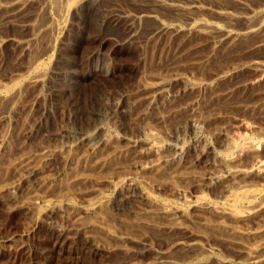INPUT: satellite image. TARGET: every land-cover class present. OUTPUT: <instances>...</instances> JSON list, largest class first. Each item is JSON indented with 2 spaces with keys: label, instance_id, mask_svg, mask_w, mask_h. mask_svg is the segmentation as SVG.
<instances>
[{
  "label": "rangeland",
  "instance_id": "374dc122",
  "mask_svg": "<svg viewBox=\"0 0 264 264\" xmlns=\"http://www.w3.org/2000/svg\"><path fill=\"white\" fill-rule=\"evenodd\" d=\"M242 1L236 5L235 0L221 2L234 5L242 13L247 7L264 8V0ZM55 3L0 0V141L4 138L0 142V264H186L182 258L195 253V244L202 250L196 264H248L244 245H249V239L242 240V245L227 232L224 235V230L214 225L221 218L207 206L217 203L229 208L233 206L234 191L240 190L232 179L214 180L217 173H222L215 165L214 150L221 146L222 136L215 135L214 124L217 128L225 124L228 131L235 125L245 132L246 123L256 127L249 138L262 142L264 160V142L259 139L264 133V88L246 86L256 73L252 62L264 64V23L257 34L240 36L232 42L217 43L215 33L189 29L177 35L168 32L150 37L156 21L134 18L151 9V0H88L78 4L76 10L63 11L64 16L52 18ZM157 7L167 14L166 22L186 26L170 7ZM46 21L47 25L42 26ZM221 23L224 28L233 27ZM241 23L237 20L234 27ZM38 53L43 58L41 66L29 69ZM98 58L111 65L109 72L98 68ZM223 72L225 75H221ZM37 74L41 75L39 79L31 81ZM157 79L163 81L162 87V83H155ZM247 105L255 108L248 110ZM194 109L205 122L199 127L191 124ZM97 126L109 130L114 136L112 141L105 144L98 140ZM142 129H151L153 139L165 143L159 152V163L165 170L161 178L156 177L160 174L136 170L137 163L149 165L157 158L147 150L148 139ZM92 137L97 139L93 141ZM204 141L210 147L206 156L201 153L206 147ZM174 147L183 155H175ZM176 168L181 170L174 176L169 171ZM130 175L135 183L126 178ZM237 179L246 182L243 188L252 191L254 201L262 199L264 203V175ZM142 192L154 195L153 201L145 199ZM103 199L109 204L101 203ZM237 201L240 209L247 208L246 199ZM95 202L98 206L104 204L100 216L88 213ZM159 204L172 209L186 207L189 217L172 221L158 212ZM152 210L157 214H151ZM259 215L264 219V213L257 214L242 225L248 229L261 225L264 220ZM189 241L195 243L188 245Z\"/></svg>",
  "mask_w": 264,
  "mask_h": 264
},
{
  "label": "bare ground",
  "instance_id": "6f19581e",
  "mask_svg": "<svg viewBox=\"0 0 264 264\" xmlns=\"http://www.w3.org/2000/svg\"><path fill=\"white\" fill-rule=\"evenodd\" d=\"M46 1V0H45ZM85 1H88V0H55V11H54V13L52 14V18L54 17V16H58V17H61V16H64V14L62 15V13H63V11H69V10H73V9H75L76 10V8H77V5L78 4H82V3H84ZM92 1V0H91ZM136 1V0H135ZM139 1V0H138ZM152 1V7H151V9L149 8H147L146 10H144L143 12H141V14H137L135 17L136 18H134V20H137L138 19V21H141L142 20V18H144L145 19V17H147V18H151L152 20L154 19L155 21H156V24L154 25V27L150 30V32H149V36L151 37V36H158L159 35V37H160V35H163V34H167L168 32H171V34H174V35H177V34H179V33H183V32H185L184 30L185 29H189V31H197V32H203V33H208V32H213V33H215V40H216V42L217 43H221V42H232V40L233 39H235V38H237V37H240V36H245V35H255V34H257L258 32H259V29H260V27H261V25L264 23V8H259V5H256L257 7H254V9L253 8H249L248 9V7H247V11H245V10H243V11H245V12H238V10H237V8H235V6L234 5H232V4H229V3H224V2H221V1H223V0H220V2H219V0H171V1H168V0H151ZM215 2V3H213V2ZM217 2V3H216ZM251 2H253V1H251ZM257 2V1H256ZM262 2V1H261ZM264 2V1H263ZM50 3V2H49ZM48 2H47V4H49ZM233 3V2H232ZM238 3H243V1L242 0H235V5L236 4H238ZM24 4V3H23ZM211 4H212V6H211ZM254 4V3H253ZM263 4V3H262ZM41 5H43V3L41 4ZM41 5H40V7H41ZM52 5V4H51ZM241 5V4H240ZM242 5H244V4H242ZM248 5V4H247ZM38 6V5H37ZM79 6V5H78ZM87 6V5H86ZM157 6H168V7H170L171 8V11L172 12H175V13H177L181 18L179 19L181 22H185V24H186V26H187V28H186V26H183V25H179V24H174V23H169V22H166V20H165V18L164 17H166L165 15H167L166 13H163L164 11H160L161 9H159ZM6 7V6H5ZM46 7V6H45ZM44 7V8H45ZM92 7V6H91ZM97 7V6H96ZM95 7V8H96ZM149 7V6H148ZM239 7V6H238ZM7 8V7H6ZM100 8V7H99ZM169 8V9H170ZM244 9H246V5L243 7ZM16 9V8H15ZM41 9V8H40ZM54 9V8H53ZM78 9V8H77ZM144 9V8H143ZM234 10H237V12H235ZM242 10H240V11H242ZM48 11V10H47ZM34 12V11H33ZM41 12V11H40ZM44 12H45V9H44ZM43 12V13H44ZM50 12V11H49ZM66 13V12H65ZM82 13V12H81ZM36 15H37V13H35ZM45 14H46V12H45ZM134 15V14H133ZM56 16V17H57ZM67 16V15H66ZM81 16V15H80ZM109 16V15H108ZM129 16V15H128ZM51 17V16H50ZM57 17V18H58ZM120 17V16H119ZM14 18V17H13ZM33 18V17H32ZM47 18V17H46ZM38 19H39V17H38ZM41 19V18H40ZM239 19H241L242 20V23L240 24V25H237V26H235L234 27V23H236V21L237 20H239ZM7 20V19H6ZM36 20V19H35ZM51 20V19H50ZM55 20H56V18H55ZM61 20V19H60ZM178 20V21H179ZM38 21V20H37ZM36 21V22H37ZM221 21H223V22H227V25L229 24V25H232L233 24V27L231 28V29H227V28H224V26L222 25V24H224V23H221ZM180 22V23H181ZM33 23H35V22H33ZM54 23V22H53ZM58 23H59V21H58ZM155 23V22H154ZM49 24H50V22H49ZM55 24V23H54ZM53 24V25H54ZM184 24V23H183ZM39 25H40V23H39ZM44 25H47V21L42 25V26H44ZM51 25H52V23H51ZM50 25V26H51ZM53 25H52V27H53ZM56 25V24H55ZM226 25V26H227ZM38 26V25H37ZM150 27V26H149ZM38 28V27H37ZM46 28V27H45ZM47 29H48V27H47ZM184 29V30H183ZM53 30V29H52ZM51 30V31H52ZM54 30H55V28H54ZM50 31V30H49ZM261 32H262V30H261ZM42 33H44V31L43 32H41V34ZM45 33H47V32H45ZM194 33V32H193ZM212 33V34H213ZM196 34V33H195ZM209 34V33H208ZM34 35V34H33ZM44 35V34H43ZM197 35V34H196ZM195 35V36H196ZM211 35V34H210ZM42 36V35H41ZM48 36V35H47ZM54 36H56V34L54 35ZM168 36V35H167ZM191 36H192V34H191ZM203 36V35H202ZM207 36V35H206ZM34 37V36H33ZM49 37H50V35H49ZM258 37V36H257ZM51 38V37H50ZM157 38V37H156ZM174 38H176V36L174 37ZM195 38V37H194ZM209 38H211V37H209ZM54 39V38H53ZM203 39V38H202ZM247 39V38H246ZM260 39V38H259ZM32 40H34L35 41V39H32ZM155 40V39H154ZM177 40V39H176ZM183 40V39H182ZM204 40V39H203ZM206 40V39H205ZM245 40V39H244ZM0 41H1V39H0ZM39 41V40H38ZM37 41V42H38ZM169 41V40H168ZM185 41V40H184ZM190 41V40H189ZM40 42V41H39ZM152 42H153V40H152ZM174 42V41H173ZM179 42H180V40H179ZM201 42V41H200ZM42 43V42H41ZM165 43V42H164ZM177 43V42H176ZM31 44V43H30ZM181 44H182V42H181ZM209 44V43H208ZM231 44V43H230ZM35 45V44H34ZM34 45H32L33 47H34ZM53 45V44H52ZM51 45V46H52ZM56 45V44H55ZM186 45H188V44H186ZM202 45V44H201ZM228 45V44H227ZM258 45V44H257ZM43 46H44V44H43ZM221 46V45H220ZM249 46V45H248ZM252 46H254V45H252ZM261 46V45H260ZM27 47H28V44H27ZM26 47V48H27ZM53 47V46H52ZM215 47H217L216 45H215ZM245 47V46H244ZM258 47V46H257ZM182 48V47H181ZM211 48V47H210ZM213 48H214V45H213ZM226 48V47H225ZM232 48V47H231ZM235 48V47H234ZM249 48V47H248ZM254 48V47H253ZM28 50H29V48H28ZM38 50H40V49H38ZM38 50H37V52H38ZM230 50H232V49H230ZM43 51V50H42ZM41 51V52H42ZM53 51V50H52ZM186 51V50H185ZM211 51H213V50H211ZM210 51V52H211ZM32 52H33V50H32ZM36 52V51H35ZM36 52V53H37ZM47 53V52H46ZM40 54L41 53H38V56L36 55V57H35V59H34V61L29 65V69H32V70H37V67L38 66H41V62H43L42 61V59H41V56H40ZM45 54V53H44ZM214 54V53H213ZM184 55V54H183ZM225 55V54H224ZM230 55V54H229ZM187 56V55H186ZM216 56V55H215ZM242 56V55H241ZM240 56V57H241ZM95 57V56H94ZM93 57V58H94ZM175 57V56H174ZM191 57V56H190ZM226 57H228V56H226ZM208 58V57H207ZM229 58V57H228ZM237 58V57H236ZM223 59V58H222ZM184 60V59H183ZM251 61H252V59H251ZM45 62H46V60H45ZM45 62H44V64H45ZM50 62V61H49ZM97 63H95L97 66H98V68H101V69H103V70H105L106 72H109L110 71V69H111V65L107 62V61H105V60H103V59H99L98 58V60L96 61ZM208 62V61H207ZM218 63V62H217ZM245 63V62H244ZM248 63V62H247ZM253 64V66L255 67V71H256V73L254 74V76L252 77V79L250 80V82H247L248 84H246V86H250V89H256V88H261V87H263L264 88V84L262 83V82H264V64L262 63V62H260V61H258V60H254V62H252ZM196 65V64H195ZM228 65V64H227ZM44 66V65H43ZM47 66H49L48 64H47ZM235 66H237V65H235ZM240 66V65H239ZM242 66V65H241ZM247 66V65H246ZM250 66V65H249ZM213 67V66H212ZM44 68V67H43ZM234 68V67H233ZM237 68V67H236ZM249 68V67H248ZM250 68H251V66H250ZM50 69V68H49ZM196 69V68H195ZM228 69V68H227ZM43 70H45V68L43 69ZM29 71V70H28ZM27 71V72H28ZM148 71V70H147ZM153 71V70H152ZM152 71H151V74H152ZM158 71V70H157ZM159 71H161V70H159ZM196 71V70H195ZM234 71H235V69H234ZM27 72H25V73H27ZM39 72H41V71H39ZM230 72V71H229ZM239 72V71H238ZM43 73H44V71H43ZM160 73V72H159ZM181 73H182V71H181ZM225 72H223L221 75H225L224 74ZM19 73H17V75H18ZM23 74V73H22ZM149 74V73H148ZM161 74V73H160ZM218 74V73H217ZM216 74V75H217ZM21 75V74H20ZM29 75V74H28ZM215 75V74H214ZM229 75V74H228ZM252 75V74H251ZM250 75V76H251ZM23 76V75H22ZM22 76H20V77H22ZM41 75H39V74H37V75H34V78L31 80V81H33V82H35V81H37L38 79H39V77H40ZM44 76V75H43ZM219 76H220V74H219ZM19 77V76H18ZM17 77V78H18ZM24 77V76H23ZM27 77V76H26ZM26 77H24V78H26ZM223 77H225V76H223ZM30 78V77H29ZM28 78V79H29ZM152 78V77H151ZM231 78V77H230ZM213 79V78H212ZM245 79H247V78H245ZM250 79V78H249ZM40 80H43L42 78L40 79ZM215 80V79H214ZM213 80V81H214ZM220 80H222V79H220ZM229 80V79H228ZM16 81V80H15ZM149 81V80H148ZM152 81H154V80H152ZM195 81V80H194ZM219 81V80H218ZM28 82V81H27ZM196 82V81H195ZM194 82V83H195ZM217 82V81H216ZM19 83V82H18ZM29 83V82H28ZM156 84H161L162 83V85H161V87L164 85L163 84V81L162 80H158L157 79V81L155 82ZM189 83H193V82H191V81H189ZM193 83V84H194ZM208 83V82H207ZM206 83V84H207ZM214 83H215V81H214ZM41 84V83H40ZM150 84H153V83H150ZM192 84V85H193ZM263 84V85H262ZM20 85V84H19ZM18 85V86H19ZM211 85H212V83H211ZM206 86V85H205ZM208 86V85H207ZM217 86V85H216ZM245 86V87H246ZM0 87H1V84H0ZM7 87V86H6ZM190 87V86H189ZM193 87V86H192ZM191 87V88H192ZM195 87V86H194ZM213 87V86H212ZM9 88V87H8ZM198 88V87H197ZM204 88V87H203ZM229 88V87H228ZM10 89V88H9ZM8 89V90H9ZM207 89V88H206ZM208 89H210V88H208ZM247 89V88H246ZM262 89V88H261ZM219 90V89H218ZM223 90V89H222ZM197 91V90H196ZM211 91V90H210ZM149 92V91H148ZM221 92V91H220ZM244 92V91H243ZM3 93V92H2ZM229 93V92H228ZM6 95V94H5ZM262 95V94H261ZM9 96V95H8ZM60 96V95H59ZM214 96V95H213ZM212 96V97H213ZM227 96H229V97H227V98H230V94H227ZM263 96V95H262ZM11 97V96H10ZM217 97V96H216ZM242 97V96H241ZM261 97V96H260ZM153 98V97H152ZM223 97H220V98H218V99H222ZM1 99V98H0ZM246 99V98H245ZM259 99V98H258ZM3 100V99H2ZM6 100V99H5ZM9 100V99H8ZM195 100V99H194ZM197 101H198V99H196ZM222 100H225V98H223ZM237 100V99H236ZM242 100H243V98H242ZM1 101V100H0ZM200 101V100H199ZM210 101V100H209ZM212 101H213V99H212ZM218 101V100H217ZM228 101V100H227ZM227 101H224V102H227ZM244 101H246V100H244ZM254 101H255V99H254ZM4 102V101H3ZM154 102H156V101H154ZM194 102V101H193ZM192 102V103H193ZM215 102V101H214ZM219 102V101H218ZM231 102V101H230ZM239 102V101H238ZM237 102V103H238ZM195 103V102H194ZM195 104H197V103H195ZM212 104V103H211ZM218 104V103H217ZM217 104H216V107H217ZM227 104V103H226ZM248 104V103H247ZM254 104V103H253ZM206 105V104H205ZM221 105V104H220ZM223 105V104H222ZM257 105V104H256ZM151 106H152V104H151ZM199 106V105H198ZM214 106V105H213ZM224 106V105H223ZM223 106H222V108H223ZM263 106V105H262ZM192 107V106H191ZM201 107V106H200ZM211 107V106H210ZM216 107H211V108H213L214 110L215 109H217ZM219 107H221V106H219ZM225 107V106H224ZM228 107H230V106H228ZM252 107L253 108H255V106L253 105V106H250V105H247V106H245V108L246 109H248V110H252ZM261 107V106H260ZM194 108V107H193ZM227 108V107H226ZM238 108V107H237ZM244 108V107H243ZM257 108V107H256ZM259 108V107H258ZM198 109V108H197ZM207 111H209L210 110V108L207 106ZM218 109H221V108H218ZM260 109V108H259ZM262 109H263V107H262ZM195 110V112H192L193 114L191 115V124L194 126V127H199V126H201V125H203L202 123H205L204 122V120L201 118V116H200V114H199V112H198V110H196V109H194ZM203 110V109H202ZM224 110V109H223ZM229 110V109H228ZM235 110V109H234ZM234 110H232V112L234 111ZM200 111V110H199ZM230 111V110H229ZM239 111V110H238ZM256 111H258V110H256ZM201 112V111H200ZM203 112V111H202ZM213 112V111H212ZM215 112V111H214ZM219 112V111H218ZM223 112V111H222ZM261 112V111H260ZM144 113H146V112H144ZM220 113V112H219ZM226 113H227V111H226ZM242 113V112H241ZM245 113V112H244ZM252 113H253V111H252ZM20 114V113H19ZM104 115H105V113H103ZM208 114V113H207ZM222 114V113H221ZM220 114V115H221ZM224 114V113H223ZM231 114V113H230ZM234 114V113H233ZM246 114V113H245ZM137 115V114H136ZM140 114H138V116H139ZM145 115V114H144ZM216 115H219V114H216ZM250 115V114H249ZM253 114H251V116H252ZM43 116V115H42ZM105 116H107V115H105ZM233 116V115H232ZM237 116V115H236ZM260 116H261V114H260ZM134 117V116H133ZM163 117V116H162ZM203 117V116H202ZM235 117V116H234ZM256 117V116H255ZM263 117V116H262ZM102 118V117H101ZM189 118H190V116H189ZM215 118H217V117H215ZM214 118V119H215ZM223 118V117H222ZM252 118H253V116H252ZM2 119V118H1ZM226 119V118H225ZM255 119V118H254ZM102 120V119H101ZM107 120H108V118H107ZM210 120V119H209ZM232 120V119H231ZM252 120V119H251ZM109 121V120H108ZM161 121H162V119H161ZM230 121V120H229ZM228 121V122H229ZM103 122V121H102ZM107 122V121H106ZM217 122H218V120H217ZM227 122V121H226ZM230 122H232V121H230ZM103 123H105V122H103ZM102 123V124H103ZM147 123V122H146ZM216 123V122H215ZM245 123V122H244ZM140 124V123H139ZM151 124V123H150ZM175 124V123H174ZM210 124V123H209ZM213 124V123H212ZM217 124V123H216ZM223 124V123H222ZM99 125V124H98ZM110 125V124H109ZM108 125V126H109ZM167 125V124H166ZM104 126V125H103ZM106 126V125H105ZM144 126V125H143ZM151 126V125H150ZM158 126V125H157ZM160 126V125H159ZM158 126V127H159ZM177 126V125H176ZM205 126V125H204ZM212 125H210V127H211ZM217 125H215L214 124V129H215V135L217 134V135H219V136H222V143H221V146L219 147V149L217 150L216 148L214 149L215 150V153H216V158H217V162H215V165H217V167L218 168H221V170H222V173H217L216 175H215V177H216V179L214 178V180L215 181H218V180H222V179H224V178H228V179H232L233 180V182H236V184H237V187L238 188H240V190H236V191H234V199H233V202H232V204H233V206H230L229 208H223V207H219L218 205H217V203H216V205H214V204H209L208 206H207V209H210L211 211H214L221 219L220 220H217L218 222H216L214 225H216L217 227H219V228H222V230H224L223 232H224V235H225V233L227 232V236H230V237H232V238H236V239H238V241L242 244V245H244L243 244V242H242V240H244L245 238L246 239H249V245H244V248H246V253H247V255H246V257L248 258V264H260V263H262V262H264V239H263V237L262 236H264V235H262L263 233H264V223H262L261 225H258V226H256L255 228H252V229H248V228H246L247 226H245L244 227V225H242V224H245L246 222V220H248L251 216H256L257 214H262V213H264V203L262 202V199H261V202H257V201H254V199H253V196H252V191L250 192L249 191V193L247 192V189H244L243 187L245 186L244 184H246V182L243 184L241 181H238L239 179H237V178H243V177H248V176H250V175H264V160H263V158H261V154L262 153H260V146H262L261 144H262V142H261V144L259 143V141H256L254 138L252 139V138H249L250 136H249V134L251 133V132H254V130H255V128L256 127H254L253 125H251L250 123H246V125H245V132H242L241 130L239 131L238 130V128L235 126V125H233V130L232 131H228V128H227V126L224 124V125H222L221 126V128H217L216 127ZM257 126V125H256ZM98 128H97V132L101 135H97V137H98V140H101L102 142H104L105 144L106 143H109V141H112V137H114V136H112L111 134H110V131L109 130H104V127L101 129L100 128V126H97ZM156 127V126H155ZM161 127V126H160ZM209 127V128H210ZM95 128H96V125H95ZM109 128V127H108ZM203 128H205V127H203ZM241 128V127H240ZM244 128V127H243ZM242 128V129H243ZM106 129V128H105ZM110 129V128H109ZM154 129H156V128H154ZM211 129V128H210ZM260 129V128H259ZM143 131H142V133H144V136L145 137H147V142L148 143H145V144H148V149L147 150H149L151 153H152V155L154 154V155H157V158L155 159V160H153L152 162H149L148 164L149 165H146L145 163L143 164L142 163V161L141 162H139V163H137L136 165H135V167H136V170L138 171V170H140L141 172H143V173H147V175L148 174H153V175H158V174H160V175H158V176H156V177H160L161 178V176H162V173H163V175H164V172H165V170L163 169V168H161L162 167V165H160L161 163H159V161H160V159L162 158V156L160 155V154H162V153H160L159 154V152H160V150L164 147V144L162 143V141L163 140H161V142L156 138V139H153L154 137H152L151 135H152V131H151V129L149 130H145V129H142ZM203 130V129H202ZM167 131V130H166ZM165 131V132H166ZM260 131H262V130H260ZM113 132V131H112ZM156 132V131H155ZM204 132V131H203ZM210 132V131H209ZM212 132L214 133V130H212ZM96 133V132H95ZM154 133V132H153ZM91 134V133H90ZM94 134V133H93ZM212 134V133H211ZM261 134V137L259 138L260 139V141H263L264 142V133H260ZM95 135V134H94ZM158 135H160V134H158ZM167 135V134H166ZM180 135V134H179ZM213 136H214V134H212ZM252 135V134H251ZM256 135V134H255ZM91 136H93V135H91ZM139 136V135H138ZM143 136V135H142ZM175 136V135H174ZM141 137V136H140ZM184 137V136H183ZM253 137V136H252ZM93 138V137H92ZM150 138V139H149ZM180 138H181V136H180ZM204 138V137H203ZM94 139H97V138H93L92 140L94 141ZM176 139V138H175ZM177 139H179L178 137H177ZM2 140H4V138L2 137ZM2 140L0 141V142H2ZM143 140V139H142ZM180 140V139H179ZM7 141V140H6ZM11 141V140H10ZM89 141V140H88ZM101 141H100V143H101ZM117 141V140H116ZM169 141V140H168ZM173 141V140H172ZM181 141V140H180ZM183 141V140H182ZM205 142L206 141H204V143L203 144H205ZM124 143V142H123ZM135 143V142H134ZM207 143V142H206ZM4 144V143H3ZM112 144V143H111ZM116 144V143H115ZM184 144V143H183ZM264 144V143H263ZM11 145V144H10ZM206 145V144H205ZM8 146V145H7ZM170 146H172V145H170ZM169 146V147H170ZM114 147V146H113ZM176 147H178V146H176ZM143 148V147H142ZM165 148H166V146H165ZM175 148V147H174ZM209 146H207L206 145V147H204L203 148V150L201 151V153H202V155H204V156H206V155H208L209 154V152H210V150H209ZM6 149V148H5ZM4 149V150H5ZM122 149V148H121ZM171 149V148H170ZM190 149V148H189ZM131 150V149H130ZM174 152V154L175 155H179V156H181V155H183V153H181V151H179V150H181V149H177V148H175V149H172ZM171 150V151H172ZM146 151V150H145ZM234 151V153L232 154V152ZM3 153H5V152H3ZM7 153H9V152H7ZM121 153V152H120ZM142 153V152H141ZM201 153H200V155H201ZM126 154V153H125ZM124 154V155H125ZM165 154V153H164ZM11 155V154H10ZM6 156H8V155H6ZM123 157V156H122ZM141 157V156H140ZM184 157V156H183ZM201 157V156H200ZM137 158V157H136ZM143 158H144V156H143ZM215 158V157H214ZM24 159V158H23ZM172 159V158H171ZM164 160V159H163ZM165 160H167V159H165ZM181 160H183V159H181ZM247 161V160H249V161H247L246 163H247V165H245V164H243V162L244 161ZM251 160V161H250ZM139 161V160H138ZM151 161V160H150ZM169 161V160H168ZM252 161H253V163H252ZM162 162V161H161ZM185 162V161H184ZM191 162V161H190ZM249 162H251L250 164H249ZM117 163V162H116ZM164 163V162H163ZM178 163V162H177ZM245 163V162H244ZM119 164V163H118ZM214 164V163H213ZM120 165H121V162H120ZM214 165V166H215ZM122 166V165H121ZM174 166H175V164H174ZM169 167V166H168ZM172 166H170V168H171ZM176 167H179V166H176ZM209 167V166H208ZM182 168V167H181ZM195 168V167H194ZM202 168V167H201ZM217 168V169H218ZM24 169V168H23ZM120 169V168H119ZM179 168H176V169H174L173 171H169V172H171L173 175H174V173H176L177 171H179V170H181V169H179ZM187 169V168H186ZM216 169V170H217ZM115 170V169H114ZM116 170H118V169H116ZM125 170V169H124ZM136 170H134V172L136 171ZM183 170V169H182ZM190 170V169H189ZM201 170V169H200ZM120 171H121V169H120ZM127 171V170H126ZM125 171V172H126ZM123 172V171H122ZM122 172H120V173H122ZM124 172V173H125ZM140 172V173H141ZM191 172V171H190ZM221 172V171H220ZM128 173V172H127ZM126 173V174H127ZM180 173H181V171H180ZM123 174V173H122ZM165 174H167V173H165ZM178 174V173H177ZM183 174V173H182ZM142 175V174H141ZM176 175V174H175ZM174 175V176H175ZM181 175V174H180ZM113 176V175H112ZM125 176V175H124ZM173 176V177H174ZM182 176V175H181ZM86 177V176H85ZM168 177V176H167ZM177 177V176H176ZM126 178L130 181V183H135L134 181H133V179L132 178H135L134 176H132V175H130V176H126ZM136 178H138V177H136ZM154 178V177H153ZM180 178V177H179ZM195 178V177H194ZM205 178V177H204ZM258 178V177H257ZM173 179V178H172ZM190 179V178H189ZM228 179H227V181H228ZM250 179V178H249ZM150 180V179H149ZM195 180H197V179H195ZM206 180V179H205ZM245 180V179H244ZM254 180V179H253ZM154 181H156V179L154 180ZM180 181V180H179ZM184 181V180H183ZM187 181H190V180H187ZM192 181H194V180H192ZM246 181V180H245ZM123 182V181H122ZM167 182V181H166ZM175 182V181H174ZM191 182V181H190ZM113 183V182H112ZM153 183V182H152ZM207 183V182H206ZM212 183V182H211ZM223 183V182H222ZM232 183V182H231ZM254 182H252V184H253ZM119 184V183H118ZM129 184V183H128ZM127 184V185H128ZM177 184V183H176ZM215 184V183H214ZM234 184V183H233ZM249 184V183H248ZM258 184V183H257ZM261 184V183H260ZM115 185V184H114ZM125 185V184H124ZM130 185V184H129ZM225 185V184H224ZM223 185V186H224ZM229 185V184H228ZM232 185V184H231ZM256 185V184H255ZM117 186V185H116ZM143 186V185H142ZM230 186V185H229ZM247 186V185H246ZM249 186V185H248ZM247 186V187H248ZM258 186V185H257ZM154 187V186H153ZM159 187V186H158ZM162 187V186H161ZM171 187V186H170ZM176 187V186H175ZM179 187V186H178ZM218 187V186H217ZM222 187V186H221ZM255 187V186H254ZM226 188H227V186H226ZM225 188V189H226ZM150 189H152V188H150ZM252 189V188H251ZM218 190V189H217ZM227 190V189H226ZM232 190V189H231ZM66 192V191H65ZM202 192V191H201ZM229 192V191H228ZM143 193V192H142ZM145 193V192H144ZM143 193V194H144ZM227 194V193H226ZM225 194V195H226ZM232 194V193H231ZM260 194V193H259ZM110 195V194H109ZM140 195V194H139ZM136 196V195H135ZM180 196V195H179ZM199 196V195H198ZM197 196V197H198ZM105 197H107V196H105ZM122 197V196H121ZM127 197V196H126ZM138 197V196H137ZM143 197L145 198V199H147V200H150V201H153V199H154V195H151V193L150 192H146V194H144L143 195ZM227 197V196H226ZM264 197V196H263ZM103 198V197H102ZM108 198H110V197H108ZM141 198V197H140ZM206 198V197H205ZM256 198V197H255ZM101 199V198H100ZM100 199H98L97 201H99ZM238 199H240V200H242V199H246L249 203L247 204L248 206H247V208L246 209H240V207H238ZM102 200V199H101ZM107 200V199H106ZM109 200H111V199H109ZM161 200V199H160ZM203 200V199H202ZM155 201V200H154ZM162 201V200H161ZM164 201V200H163ZM197 201V200H196ZM201 201V200H200ZM101 202V201H100ZM108 202H110V201H106V202H104V199H103V201L101 202V203H104V204H109ZM160 202V201H159ZM195 202V201H194ZM198 202V201H197ZM225 202V201H224ZM229 202V201H228ZM94 203V202H93ZM100 203V206H104V204H101ZM157 203V202H156ZM160 203H163V202H160ZM193 203V202H192ZM191 203V204H192ZM95 204H96V202H95ZM99 204V203H98ZM231 204V203H230ZM111 205V204H110ZM114 205V204H113ZM151 205V204H150ZM153 206L155 205V202L152 204ZM242 205V204H241ZM100 206H98L97 204L95 205V206H91V208L90 209H88L89 210V212L88 213H91V214H98V216H100L99 215V213H101V210H102V207L100 208ZM105 206H107V205H105ZM153 206H152V209H153ZM229 206V205H228ZM246 206V205H245ZM155 207V206H154ZM172 207V206H171ZM179 207V206H178ZM189 207V206H188ZM244 207V206H243ZM105 208V207H104ZM151 208V207H150ZM157 208H160V210H158V212H163V214L164 215H166L167 217H169V219L170 220H174L175 222H179L181 219L180 218H184V217H187L188 215H189V210L188 209H185V208H183V207H181V208H175V209H172V208H168V206H165L164 204L162 205H160L159 204V206H157ZM107 209V208H106ZM146 209H148V208H146ZM196 209V208H195ZM198 209V208H197ZM206 209V210H207ZM108 210V209H107ZM106 210V211H107ZM200 210H202V209H200ZM200 210H197V211H200ZM149 211V210H148ZM103 212H104V210H103ZM108 212H109V210H108ZM195 212V211H194ZM206 212V211H205ZM157 214V213H155V211H151V214ZM213 213V212H212ZM106 215H107V213H105ZM104 214V215H105ZM193 214V213H192ZM105 215V216H106ZM147 215V214H146ZM149 215V214H148ZM161 215V214H160ZM191 215V214H190ZM205 215H207V214H205ZM215 215V214H214ZM90 216H92V215H90ZM90 216H88V218L90 217ZM105 216L103 217V218H105ZM162 216V215H161ZM160 216V217H161ZM203 216V215H202ZM208 216V215H207ZM120 217V216H119ZM164 217V216H163ZM162 217V218H163ZM189 217V216H188ZM188 217H187V219H188ZM192 217V216H191ZM206 217V216H205ZM210 217V216H209ZM259 217L261 218V217H263V216H260L259 215ZM92 218V217H91ZM123 218V217H122ZM124 218H125V216H124ZM128 218V217H127ZM127 218L125 219V221L127 220ZM149 218V217H148ZM207 218V217H206ZM226 218H228V219H226ZM95 219V218H94ZM149 219H151V218H149ZM163 219H165V218H163ZM162 219V220H163ZM204 219V218H203ZM209 219V218H208ZM207 219V220H208ZM211 219H212V217H211ZM214 219H215V217H214ZM262 219V218H261ZM109 220V219H108ZM111 220V219H110ZM109 220V221H110ZM128 220H130V219H128ZM134 220H135V218H134ZM156 220V219H155ZM161 220V221H162ZM179 220V221H178ZM189 220H190V218H189ZM229 220H230V222H229ZM262 220H264V219H262ZM102 221V220H101ZM117 221V220H116ZM116 221H115V223H116ZM133 221V220H132ZM159 221V220H158ZM183 221V220H182ZM196 221H198V220H196ZM203 221V220H202ZM212 221V220H211ZM257 221H258V219H257ZM103 222H104V219H103ZM111 222V221H110ZM127 222V221H126ZM157 222V221H156ZM165 222V221H164ZM248 222V221H247ZM250 222H251V220H250ZM260 222V221H259ZM108 223V222H107ZM106 223V224H107ZM113 223V222H112ZM112 223H108V224H112ZM135 223V222H134ZM133 222H132V224H134ZM136 223H137V221H136ZM139 223V222H138ZM137 223V224H138ZM158 223H160V222H158ZM163 223V222H162ZM161 223V224H162ZM165 223H170V222H165ZM249 223V222H248ZM261 223V222H260ZM94 224V223H93ZM131 224V225H132ZM145 224V223H144ZM147 224V223H146ZM175 224V223H174ZM177 224V223H176ZM206 224H211V222H209V221H206ZM252 224V223H251ZM250 224V225H251ZM255 224V223H254ZM253 224V225H254ZM258 224V223H257ZM119 225V224H118ZM125 225V224H124ZM126 225H128L127 223H126ZM129 225H130V222H129ZM139 225V224H138ZM137 225V226H138ZM164 225V224H163ZM199 225V224H198ZM204 225V224H203ZM247 225V224H246ZM249 225V224H248ZM249 225V226H250ZM111 226V225H110ZM109 226V227H110ZM115 226V225H114ZM166 226H168L167 224H166ZM179 226V225H178ZM193 226V225H192ZM209 226V225H208ZM112 227H113V225H112ZM116 227H117V224H116ZM127 227V226H126ZM130 227V226H129ZM142 227V226H141ZM145 227V226H144ZM148 226H146V228H147ZM152 227H153V224H152ZM198 227V226H197ZM215 227V226H214ZM252 227H254V226H252ZM143 228V227H142ZM150 228V227H149ZM169 228H171V227H169ZM201 228V227H200ZM202 228H203V226H202ZM211 228V227H210ZM209 228V229H210ZM251 228V227H250ZM111 229V228H110ZM205 229V228H204ZM207 229V228H206ZM206 229H205V231H206ZM215 228H213V230H214ZM112 230V229H111ZM175 230V229H174ZM177 230H178V228H177ZM201 230H203V229H201ZM211 230H212V228H211ZM93 231V230H92ZM216 231H219V229H217ZM112 232V231H111ZM132 232V231H131ZM220 232H222V231H220ZM222 232V233H223ZM170 233H168V235H169ZM215 235H216V233H214ZM218 234V233H217ZM214 235V236H215ZM106 236H108V235H106ZM111 236L109 235V238H110ZM163 237V236H162ZM174 237V236H173ZM221 237V236H220ZM230 237H229V239H230ZM108 238V239H109ZM175 238H176V235H175ZM224 238V237H223ZM183 239V238H182ZM181 239V240H182ZM218 239H220V238H218ZM166 240V239H165ZM170 240V239H169ZM195 240V239H194ZM171 241H173V240H171ZM177 241H179V239H177ZM176 241V242H177ZM183 241H184V239H183ZM180 242H178V243H176V244H179ZM195 242H193V241H189L188 242V245H191V244H194ZM228 243V242H227ZM229 244V243H228ZM190 247V246H189ZM194 247V246H193ZM195 247H196V249H195V253H193V254H188L187 255V257L184 259V258H182L183 260H184V262L183 263H186V264H190V263H195V262H197V261H199V259H198V255H199V252H202V250H200V248H198V244H195ZM227 247H229V246H227ZM232 247V246H231ZM231 247H229V248H231ZM243 247V246H242ZM241 248V247H240ZM178 249H180V248H178ZM182 249V248H181ZM207 250V249H206ZM211 250V249H210ZM178 251H180V250H178ZM185 251V250H184ZM203 251H204V248H203ZM216 251V250H215ZM198 252V253H197ZM221 252V251H220ZM171 253V252H170ZM222 253V252H221ZM186 254V253H185ZM201 254V253H200ZM171 255V254H170ZM177 255V254H176ZM225 255H228V254H225ZM230 255V254H229ZM183 256V255H182ZM182 256H180V257H182ZM179 257V256H178ZM173 258V257H172ZM176 258V257H175ZM220 258H222V257H220ZM178 259V258H177ZM182 260V261H183ZM213 260H215V259H213ZM223 260H226V259H223ZM228 260V259H227ZM176 261V260H175ZM220 261V260H219ZM181 262V261H180ZM215 263L217 262V261H214ZM221 262V261H220ZM171 263V262H170ZM175 263V262H174ZM177 263V262H176ZM196 264V263H195ZM198 264V263H197ZM212 264V263H211ZM219 264V263H218ZM232 264V263H231Z\"/></svg>",
  "mask_w": 264,
  "mask_h": 264
}]
</instances>
